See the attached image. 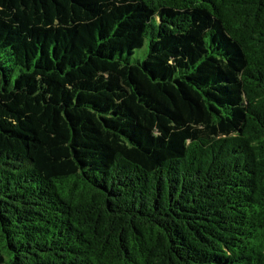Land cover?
<instances>
[{"label": "trees", "instance_id": "1", "mask_svg": "<svg viewBox=\"0 0 264 264\" xmlns=\"http://www.w3.org/2000/svg\"><path fill=\"white\" fill-rule=\"evenodd\" d=\"M0 264H264V0H0Z\"/></svg>", "mask_w": 264, "mask_h": 264}, {"label": "rangeland", "instance_id": "2", "mask_svg": "<svg viewBox=\"0 0 264 264\" xmlns=\"http://www.w3.org/2000/svg\"><path fill=\"white\" fill-rule=\"evenodd\" d=\"M143 53V50H138L136 56L141 55Z\"/></svg>", "mask_w": 264, "mask_h": 264}]
</instances>
